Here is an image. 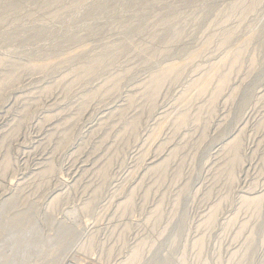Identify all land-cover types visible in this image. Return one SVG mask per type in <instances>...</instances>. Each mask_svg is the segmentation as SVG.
Segmentation results:
<instances>
[{
	"label": "rangeland",
	"instance_id": "obj_1",
	"mask_svg": "<svg viewBox=\"0 0 264 264\" xmlns=\"http://www.w3.org/2000/svg\"><path fill=\"white\" fill-rule=\"evenodd\" d=\"M0 264H264V0H0Z\"/></svg>",
	"mask_w": 264,
	"mask_h": 264
},
{
	"label": "bare ground",
	"instance_id": "obj_2",
	"mask_svg": "<svg viewBox=\"0 0 264 264\" xmlns=\"http://www.w3.org/2000/svg\"><path fill=\"white\" fill-rule=\"evenodd\" d=\"M177 68V67H176ZM172 70V68H168L167 69V71H171ZM166 73V72H165ZM10 78V77H9ZM7 80H8V78H7ZM4 82H7V81H4ZM9 82V81H8ZM7 84V83H6ZM182 123V122H181ZM51 126H52V124H51ZM232 144V143H231ZM236 147V143H234L233 142V144H232V148H235ZM154 165V163H152L151 164V167ZM256 198V199H255ZM253 200H258L259 198L258 197H255Z\"/></svg>",
	"mask_w": 264,
	"mask_h": 264
}]
</instances>
